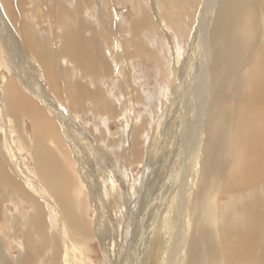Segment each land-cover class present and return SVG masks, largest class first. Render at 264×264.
I'll return each instance as SVG.
<instances>
[{"label":"bare ground","instance_id":"6f19581e","mask_svg":"<svg viewBox=\"0 0 264 264\" xmlns=\"http://www.w3.org/2000/svg\"><path fill=\"white\" fill-rule=\"evenodd\" d=\"M0 2L9 16L6 26L0 27V120L10 122L9 132L4 133L7 129L0 128V190H3L0 199L5 200L13 193L31 199L34 205L38 199V183L26 182L29 178L25 171L19 174V161L15 162L13 178L6 179L4 175L9 163L5 166L7 157L2 147H8L5 153L14 151L16 154L15 134L18 133L19 140L23 139L21 120L25 117L32 122L35 172L51 189L54 202H50L57 217V220L54 217V236L51 238V232L44 229L43 207L35 206L30 221L43 242L35 240L34 244L29 234L24 232L18 236V230L16 235L19 241L23 236L21 247L24 250L13 263L6 261L4 264H33L42 255L41 246H48L49 239H53L51 246L56 263L59 262V251L63 264H89L82 240L93 231L100 237L107 264H159L167 259L170 264H264V249L258 243L264 230V196L256 200L257 206H248L247 224L234 228L230 217L233 211L223 213V208L218 214L221 216L218 227L214 228L217 211H214L216 203L213 199L219 192L233 198L251 196L264 188V0H205L198 24L191 32L193 37H189L191 44L185 59L180 62V53L172 49L176 56L172 64L179 84L174 89L167 118L162 122L161 136L154 137L144 152L137 139L121 152L126 160L137 162L141 155L144 156L145 174L136 184L131 183L126 170H122L118 181L125 187V194L120 189L110 195L103 188V181L112 176L108 170L110 154L107 158L105 147L103 150L98 146L92 149V146L96 147V141L89 144L82 132H75L77 124L70 123L49 97L55 93L65 98L71 111L72 105L80 104L81 98L78 100L73 96V90L65 87L70 78L64 81L62 74L52 75V58L46 41L38 40L29 28L18 26L13 0ZM18 3L22 4L23 0ZM38 8L34 9L36 15ZM102 9L99 5V19L105 21ZM149 19L152 20L149 13L142 10L135 26L153 27ZM159 25L165 27L160 21ZM131 28L135 30L134 25ZM77 29L64 34L62 57L74 61L80 69L86 70L90 61L97 66L102 52H95L96 40H85L81 27ZM114 29L119 32L118 24ZM133 33L134 40L136 32ZM142 42L144 50L137 47L135 52H145ZM137 43L136 39L132 44L136 46ZM87 46L89 51L85 49ZM125 52L126 47L118 53V58L122 59ZM4 64L8 78L3 76L1 68ZM111 64L109 62L108 73L112 70ZM34 73H37L36 81L42 78L48 82L47 91L43 82L34 85ZM77 83L80 84L78 90L85 92L84 83ZM87 96L84 99L95 102L99 112L111 115L116 109L101 91ZM99 135L97 133L95 137ZM115 146L118 147L116 142ZM70 153L72 173L67 162V159L71 161ZM14 155L10 154V160H17ZM113 171L117 172V169ZM121 177L130 182L126 183ZM84 187L90 191L88 201H93L97 207L94 225L85 222L78 212L77 194L80 195ZM163 209L169 213L173 210L172 214L176 216L172 228L179 232L174 237V233H166L167 238L160 235V230L167 229L170 215L159 213ZM132 221H136L138 227L146 221H153L154 225L132 229ZM18 222L16 226L21 225ZM107 233L111 237L109 242L105 237ZM113 242H116L114 249L109 245ZM7 247L11 246L3 245L0 235V260L5 258Z\"/></svg>","mask_w":264,"mask_h":264},{"label":"rangeland","instance_id":"374dc122","mask_svg":"<svg viewBox=\"0 0 264 264\" xmlns=\"http://www.w3.org/2000/svg\"><path fill=\"white\" fill-rule=\"evenodd\" d=\"M99 1L23 0V3L19 4V0H13V5L16 11L15 17L19 20L18 26L20 28L22 26L29 28L31 31H34V34L36 33L35 36L37 37V39L39 37L38 40L46 41L47 51H49V56L52 58L50 61L52 75L56 76L62 74V76H64V81L67 78V81H69L70 78L71 81L67 83L65 82V87H69V91L73 90V96H76L78 100L81 98V100H79L81 101L80 104L74 102L75 104L72 105V108L74 109H72L71 111L68 104L64 102L65 98L63 99L60 96H57L55 93H51L49 97L51 98V101H53L52 104L61 108V113L70 123L74 124L75 122V124H77V128H75L76 126L74 127V125L72 124H70V126L75 128V132H82L81 134H84L86 138H88L87 141L89 144H92L93 141H96V147L92 146V149H97L98 146L103 150L105 147L104 152H108L107 158L110 154L109 161L111 163V166L108 170H110L109 173H112V176L109 177L110 179L108 178L103 181V183L105 184H103L105 193L110 195L112 192L117 193L120 189H122V192H124L125 194V187L118 181V174H120L122 170H126L125 172L129 175L131 183L134 182L136 184H139L142 180L143 174H145L144 165L146 161L145 157L142 155L141 160L138 162L134 160H126L122 156L121 152L124 150V148L129 146L131 142H134L135 139L139 141L142 151L144 152V150L146 151L150 146V142L153 141L152 139H154V137L161 136V133H159V131L161 130L160 128L162 127V122L167 118L166 113L168 112L170 108L169 104L172 102V99L174 97V89L179 84L178 76L172 64L173 58L176 57L173 56L172 49L175 48L177 53H180V62L185 59L189 51V44H191L190 39L193 37V34L191 35L192 29L197 26L196 24H198L200 11L202 10L205 0H193V2L191 0ZM53 2L57 3L58 6L54 5ZM98 4L104 5V10L102 9V11H104L103 13L105 15L106 22V28L104 29V31L102 30V26L100 25V21L98 20L100 16ZM190 4L194 7L192 10H190L189 8V6L191 7ZM35 8H38L37 15L36 11H34ZM142 10L149 13V18L152 19L149 20L153 22V27L144 28V25L135 26L137 18L140 16ZM53 13V16H55L54 19L51 18V15ZM8 17L9 16L6 14L0 2V27L6 26V24L8 23ZM159 21L161 23H164L165 27H161V25H159ZM117 24L120 28L119 32H117L118 30L114 29V25ZM85 25L91 26L94 29V32L98 31L97 41L99 43H104V47L107 50L106 54L99 49L98 53L102 52V58H107L108 66L109 62L112 63V70H110L109 73L106 71V73L108 74L107 76H103L105 74H102L101 76L85 75L83 74L85 71L84 69H80L81 72H83L81 74L79 70H74V66H76V63L74 61H70L67 58L62 57L61 44L64 34L67 31H76L80 26L81 30L83 31L84 37ZM132 25H134L135 30L131 28ZM72 26H74V28H72ZM133 32H136V37L134 38V40L131 37L134 34ZM108 33L109 35H107ZM111 33L112 37H110ZM136 39L138 43L136 44V46H133L132 43H135ZM141 42L145 46V52H135V49L137 47L139 49L143 48V46L140 44ZM41 46L43 45L41 44ZM125 47L127 52H125L124 56H121L123 57L122 59L118 58V53H122ZM145 53L148 55L146 56ZM83 59H85V57H83ZM33 60L34 58L31 57V61ZM4 66H6V64H4L1 68L3 76L5 78H8V71ZM121 72L123 73L121 74ZM34 75L35 80L33 82H35L37 79V73H34ZM84 81L86 84L84 83ZM42 82L46 84L44 86L46 90L49 87L47 85L48 82H44L42 78L36 81L34 85L41 84ZM77 82L84 83V86L86 88L85 92H82V89L78 90L77 86L80 84ZM0 83H2V80H0ZM75 90L80 95H78ZM100 91L104 93L105 99L110 102L111 106L113 104L116 108L113 109L111 115L107 112H99L97 108H95V102L91 103L90 100L86 101L84 99L85 96L91 94L94 96L97 93H100ZM44 95H47V92ZM98 104H100L101 106H105V104L100 101H98ZM118 109L119 111H117ZM95 112L98 113V115H95ZM58 125L59 124H57V126ZM1 127H5L7 129V131L4 130V133L9 132L10 122L0 120V128ZM21 132V136L23 137V139L21 140L17 138L18 133L15 134L14 145L18 149V151H15V155L14 151L5 153L8 147H2V151L4 152L3 154H5L7 157L5 166L9 163L4 175L6 179L9 177L13 178V174L16 173L14 168L17 164L15 162L19 161L21 165L18 168V172L19 174L22 171H25L27 173L30 181L27 180L26 182L29 183L37 181L38 193H36V197L38 199H36L35 205L34 202H31V199H24L16 193H13L9 198H6L5 200L0 199V211L3 209L0 214V235H2L3 237V245L6 244L7 246L8 244L9 246H11L10 248L7 247V250L5 249V258L0 260L1 264H4L6 261L13 263L19 255L21 256V253L24 250V247L23 249L21 247V245L23 244V236L22 241H19L18 236H21V234L23 235L24 232L30 235V237L34 241V244H36L35 240L43 242V240L39 236L40 233H38L35 228L34 223H31L30 221L35 206L41 205L43 207L45 216L44 229L48 233L51 232V238L54 236V234L52 233L55 223L54 217L57 220V217L54 214V210H52L54 206L50 202H54L51 196V189L47 186V183H43L40 181L37 173L35 172V164L33 158L34 152L31 146L33 142L32 122L28 118L24 117L21 120ZM97 133L98 135H100L95 137ZM167 133L170 135L169 132H166V134ZM115 142L118 147L115 146ZM126 142H128L129 144ZM65 146L68 150L69 148L67 144H65ZM110 149L111 152L109 151ZM68 152H70V149L68 150ZM11 153H13L15 157H18L17 160H10L9 156ZM69 159L71 161L69 162V160L67 159V162L69 163L70 168L71 164H73L72 153H70ZM85 166L91 168L87 164ZM69 168V172L72 173L74 168ZM115 169H117V172L113 171ZM23 175H25V173H23ZM121 178L124 179L126 183L130 182V180L127 181L126 177ZM23 185L28 186L24 182ZM9 190L10 187L7 188V192ZM2 191L3 190L1 189L0 192ZM74 191L75 188L73 189V192ZM42 192L45 193L44 196L41 195ZM77 196L78 201H80L79 206L76 203V206H78V212L85 218V222H90V224L94 225L97 217V207L95 206L93 201H88L91 199L90 191L86 189V187H84L80 195L77 194ZM263 196L264 188L260 189L251 196L239 195L233 198L227 197V195H223L222 192H219L217 195H215V197H213L216 203L214 211H217V222L216 224H214V228L218 227V218L221 217L218 214L221 213V208H223V213L227 212L228 214H230V212L233 211L230 215L231 219L233 220V228L234 226L241 227L244 224H247L246 216L248 213V206H257L258 201L256 200L260 199ZM29 197H32V192L31 194H29ZM235 206L237 208L236 210H234ZM122 212L123 210L121 211V213ZM160 212L170 214L168 218L167 229L160 230L161 237H166V233H174V237L175 234L179 232V230L175 231L172 228V226L176 224V216L172 214L173 210L171 213L165 211L164 209L159 211V213ZM122 214H124V212ZM18 220L21 222L20 226L15 225ZM158 223H160V217ZM153 225V221H146L142 224L141 227H138L136 221L130 222V227L132 229H141L144 227L152 228ZM18 230L19 234L17 236L16 232ZM95 233L96 231H93L92 233H90V235H87L84 240H82V242L84 243L82 244L84 245L82 247L87 252V256L90 262L89 264H107L105 250L101 246L100 237ZM43 237L45 239V236ZM105 237L106 241L109 242L111 239L109 233H107ZM263 241L264 230L263 235L258 240L259 246L262 249H264ZM51 243H53V239L48 240V246H41L43 251L42 255H39V257L35 259L33 264H63L64 261L59 251V262H55L54 248L51 246ZM109 245L111 248L113 247L112 249H114L116 247V242L110 243ZM61 249L63 251L64 247H62ZM168 263L170 264V259L163 261V263L159 261V264Z\"/></svg>","mask_w":264,"mask_h":264},{"label":"crops","instance_id":"0c3cea01","mask_svg":"<svg viewBox=\"0 0 264 264\" xmlns=\"http://www.w3.org/2000/svg\"><path fill=\"white\" fill-rule=\"evenodd\" d=\"M99 5H101L102 7H104L103 4H98V7H99ZM98 20L100 21V25L102 26V30L104 31V29H105V23L106 22L103 21V20H100V19H98ZM72 28H74V26H72ZM84 34H85V36H84V39L85 40H96V42H97L96 43V48H95V52L96 53L98 52V49H99L100 51H103L106 54V51L107 50L104 47V43H101V42L99 43L97 41V39H98V37H97L98 36V31L97 32H94V29L91 26L85 25V33ZM85 49H86V51H89L90 50V48L88 46ZM147 55L148 54H146V56ZM106 61H107V63H106ZM107 64H108L107 58H102V59H98V65L97 66H94V63L92 61H90L89 64H88V66H87V69L84 71V73L81 72L80 68H78L77 66H74V70H79L81 72V74L83 73L85 75H90V76H101L102 74H105L103 76H107L108 74L106 73V71L109 69ZM124 70H126V69H124ZM84 83H85V81H84Z\"/></svg>","mask_w":264,"mask_h":264}]
</instances>
